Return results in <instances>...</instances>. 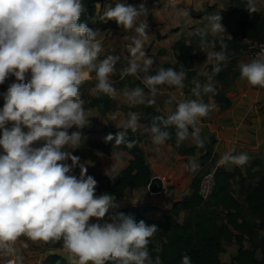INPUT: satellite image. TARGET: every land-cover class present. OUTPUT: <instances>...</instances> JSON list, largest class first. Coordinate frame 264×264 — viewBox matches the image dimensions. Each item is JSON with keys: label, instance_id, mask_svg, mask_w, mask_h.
Listing matches in <instances>:
<instances>
[{"label": "clouds", "instance_id": "obj_1", "mask_svg": "<svg viewBox=\"0 0 264 264\" xmlns=\"http://www.w3.org/2000/svg\"><path fill=\"white\" fill-rule=\"evenodd\" d=\"M246 7L255 12L256 0H247ZM83 10V0H0V84L15 77L0 93L4 99L0 107V256L10 257L4 264H23L17 242L27 246L28 240L62 241L74 254L73 264H162L160 256L153 258L149 249L157 225L124 213L99 222L117 207L116 199L111 193L97 194L98 182L88 174L87 163L73 154L84 138L81 131L69 129L74 125L80 129L89 121L81 85L94 73L92 90L114 97L117 89L110 77L121 59L113 54L101 58L100 31L80 21ZM149 12L146 0L138 5L115 0L102 13L132 33L121 77L142 73L139 78L144 86L124 88L122 94L130 105H155L161 85L185 87L183 67L161 65L152 71L154 58L145 51L151 35ZM174 14L187 22L190 9L175 8ZM221 20L219 12L210 14L208 29L225 32ZM206 36L202 31L200 47L212 68L206 80L191 78L193 98L180 100L167 114L152 115L147 125L141 123L138 112L130 111L122 130L108 133L106 142L114 139L115 145L131 148L136 141L126 138L128 130L135 133L143 128L157 145L172 139L174 132L177 147L189 137L198 147L204 146L200 118L217 105L201 97L216 91L214 78L230 59L225 41H219L217 50V42ZM239 70L251 85L264 87V47L251 60L240 62ZM175 99L170 96L167 103ZM248 160L246 152L229 150L219 162L244 165ZM105 175L115 180V164L105 169ZM93 217L97 220L90 222ZM180 264L193 262L185 254Z\"/></svg>", "mask_w": 264, "mask_h": 264}, {"label": "crops", "instance_id": "obj_2", "mask_svg": "<svg viewBox=\"0 0 264 264\" xmlns=\"http://www.w3.org/2000/svg\"><path fill=\"white\" fill-rule=\"evenodd\" d=\"M128 3L138 5L141 0H127ZM165 0H146V5L150 9L147 21L151 35L145 44L146 54L153 56L155 70L157 66L167 63L175 64L178 62L177 55L179 51L175 49V43L180 39H185L188 45H195V71L200 80H206V71L211 63L206 61V53L200 47L201 32L206 31L208 40L219 39H237V22L241 12L236 10L237 2L232 0H167V7H164ZM246 2L247 0H241ZM115 0H109L104 5L99 2L96 8L91 24H95L99 19L109 20L103 17L102 13L106 6L114 5ZM257 10L264 13V0H256ZM187 7L190 9V18L184 22L183 18H177L174 9ZM154 10V11H152ZM221 15V23L225 27V32L212 33L207 26V17L210 14L218 13ZM98 38L102 43L101 58L107 54L119 55L116 71L111 74V82L117 89V94L112 97L118 104V109L107 114H103L96 107H90L87 110L89 117L88 123L77 129L74 125L73 130H79L83 136V143L73 150L74 155H78L81 162L87 163V172L95 177H104L105 169L115 164L116 175L125 169L132 159L131 155L120 149L98 147L105 142V135L102 131L106 127L115 130H121L128 118L130 111H136L139 119L142 115V105H130L123 96L125 87L131 88L137 84L144 86L139 78L143 74H127L121 77L120 69L127 63L129 56V45L132 43V33L117 24L116 28L108 30H99ZM232 62L230 58L224 68L230 69V72L236 73L235 82L227 90V97L232 104L228 109H221L216 99L208 94H203L201 99L204 102H212L217 105L210 110L209 114L200 118L199 127L201 136L206 139L212 137L217 139L215 155L218 161V167L234 174L233 190L236 197H239L240 177H247L250 185H255L259 179L258 173L264 170V87L251 85L245 78H242L239 70L240 62H247L244 57H235ZM30 76V73L28 74ZM15 80L14 76H9L3 84H0V93H4L9 84ZM96 83L95 74L92 73L82 85L81 91L87 90L86 97L95 98L99 94L92 89ZM216 90L222 88V84L213 81ZM191 81L185 78V87L183 89L161 88L162 91L157 94L154 105L159 112L167 114L174 110L176 104L183 99L193 98L191 91ZM147 91V89H146ZM170 96L176 99L168 104ZM84 104L87 102V98ZM4 104L3 96L0 95V107ZM142 135L141 147L149 163L152 178L158 177L163 181V188L159 192H151L149 186L144 188H129L119 194H115L117 207L112 208L106 213V216L99 222L105 220L111 221L119 209L150 205V210L146 213L149 220H160L162 216L171 214L172 205L176 201H186L192 193V182L194 177L201 170L200 157L202 151L197 149L195 156L190 162L186 156L180 155L167 142L163 145L154 144L149 132L143 128L137 129ZM187 146L194 147L191 137L186 142ZM98 145V146H95ZM232 150L233 154L246 152L249 160L244 165L234 163H220L222 154ZM116 154V155H113ZM71 163V161H69ZM79 168V167H78ZM80 170V169H79ZM190 218L189 211H183L179 217H174L175 222H184ZM97 218H91L90 222H95ZM22 240L27 239L22 237ZM235 244V250L230 251L229 245ZM246 247L250 243L245 240ZM18 252L24 258L27 264H42V262L51 254L58 253L62 255L70 264H73L74 254L66 250L63 246L59 248H50L42 241H27V246L18 241ZM226 251L221 255L225 262H231L232 257L237 254L239 246L236 240L230 243L225 242ZM230 251L225 257L226 252ZM258 257L263 258L261 251L257 252Z\"/></svg>", "mask_w": 264, "mask_h": 264}, {"label": "trees", "instance_id": "obj_3", "mask_svg": "<svg viewBox=\"0 0 264 264\" xmlns=\"http://www.w3.org/2000/svg\"><path fill=\"white\" fill-rule=\"evenodd\" d=\"M106 1L109 0H83L84 10L81 13L80 21L85 22L94 30L103 31L116 28L117 22L114 19L107 21L99 19L95 24L90 23L96 4L101 2L104 5ZM232 2H237L236 10L241 12L237 22L238 38L215 40L217 42L215 47L218 50L219 41H225L228 45V55L232 62H235V54L246 42L264 39V13L259 10L249 12L246 2H241V0H232ZM175 49L179 51L178 62L162 66L173 67L177 70L183 67L187 78L191 81L193 76H198L195 71L194 57L196 46L188 45L185 39H180L175 43ZM211 68L212 64L209 65L206 72L209 73ZM235 79L236 73H232L230 69L226 68H223L214 78L222 84V88L210 95L216 99L217 105L223 110L228 109L232 104L226 92ZM159 87L175 88V86L168 85ZM189 90L187 87L186 91ZM87 106L96 107L103 114L115 111L119 107L112 97L102 93L95 98H90ZM156 114L164 113L157 111L154 105H142L141 123L149 124L152 115ZM121 130L106 127L102 133L105 136L108 133L115 135ZM126 138L136 141L133 147L128 148L124 144L115 145L114 139L109 142L105 141L99 146L95 145L101 148L120 149L132 157L129 165L116 175L115 180H111L108 176L95 177L98 182L97 194L107 192L115 195L129 188L138 189L149 185L152 172L141 147L142 135L138 131L133 133L129 129ZM186 142L187 140L177 147L174 132L172 139L167 141L176 152L186 156L188 162L195 156L197 149L203 152L200 157L201 170L193 179L192 193L189 198L186 201L179 200L173 203L171 214L162 216L158 221L146 218V213L151 208L150 205L125 207L119 209L115 214L132 215L137 221L143 219L147 224L157 225V231L150 238L149 249L153 258L157 255L160 256L162 264H180L181 258L185 254L191 257L193 264H264V170L258 173L259 179L255 185H250L247 182V177H240L239 197L237 198L233 193L234 174L218 167L215 174L214 191L205 201L198 194V186L203 173L202 169L208 165H216L218 162L215 155L217 139L214 137L205 139L203 147L197 145L189 147ZM74 172L78 175L79 168H75ZM183 211H189L190 218L184 222H175L174 217H179ZM233 240L238 243V252L232 257L231 262H225L221 259V255L226 251L224 243H230ZM245 240L250 243V247L245 246ZM43 244L50 248L63 246L62 241L43 242ZM258 251L262 252L263 258L258 257ZM58 261L59 264H70L58 253H51L42 264H57ZM107 264H113V262L109 261Z\"/></svg>", "mask_w": 264, "mask_h": 264}, {"label": "built area", "instance_id": "obj_4", "mask_svg": "<svg viewBox=\"0 0 264 264\" xmlns=\"http://www.w3.org/2000/svg\"><path fill=\"white\" fill-rule=\"evenodd\" d=\"M261 47H264V39L255 42H246L245 45L239 50L238 56L244 57L247 61L255 57V54L260 51ZM218 168V162L216 165H208L202 169V177L198 186V194L203 198V200H208L212 195L215 184H216V170ZM19 245L17 242V249ZM7 256H0V264L9 259ZM23 264H27L23 258Z\"/></svg>", "mask_w": 264, "mask_h": 264}, {"label": "water", "instance_id": "obj_5", "mask_svg": "<svg viewBox=\"0 0 264 264\" xmlns=\"http://www.w3.org/2000/svg\"><path fill=\"white\" fill-rule=\"evenodd\" d=\"M148 186L151 192H159L163 188V181L158 177H153Z\"/></svg>", "mask_w": 264, "mask_h": 264}, {"label": "rangeland", "instance_id": "obj_6", "mask_svg": "<svg viewBox=\"0 0 264 264\" xmlns=\"http://www.w3.org/2000/svg\"><path fill=\"white\" fill-rule=\"evenodd\" d=\"M248 42H249V41H248ZM250 42H252V41H250ZM238 52H239V51H238ZM238 52L235 54L234 57H240V56H238ZM86 92H87V90H82V91H81L82 96H83L85 99L87 98V102H86V104H84V107H87V108H86V110H87L88 108H90V106H87L90 97H86V94H87ZM260 234H261V233H260ZM235 246H236L235 244H232V245H229L228 248H230V251H234V250H235ZM230 251L228 250V252H226L225 257H227V256L229 255Z\"/></svg>", "mask_w": 264, "mask_h": 264}]
</instances>
